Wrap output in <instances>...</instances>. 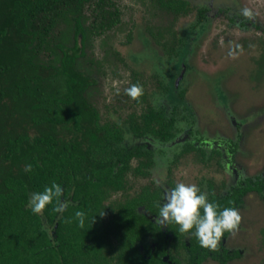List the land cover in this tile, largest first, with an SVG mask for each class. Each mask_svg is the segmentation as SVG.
I'll use <instances>...</instances> for the list:
<instances>
[{"label": "trees", "instance_id": "obj_1", "mask_svg": "<svg viewBox=\"0 0 264 264\" xmlns=\"http://www.w3.org/2000/svg\"><path fill=\"white\" fill-rule=\"evenodd\" d=\"M204 2L206 6L200 7ZM231 3L232 0L227 5L219 4L218 0H155L152 3L174 18L172 26L162 30L155 31L152 25H147L149 39H155L165 54V57L161 54V60L177 65L178 73L170 77L168 86L159 85L171 102L170 109L164 102L146 104L148 83L138 62L147 60L148 53H129L126 58L129 49L122 54L115 47L108 51L113 54L111 65L110 61L93 59L87 52L93 37L110 36L114 30H121L122 13L116 0H0V264H70L74 255L79 258L78 264H98V257L91 252L102 251L103 244L114 241L112 235L140 238L150 232L160 236L135 209L136 205L151 201V195L153 199L158 198L154 183L140 189L139 177L148 175L152 156L161 152L148 142L124 141L131 134L134 141L152 139L163 145L176 143L180 122H185L191 131L196 117L186 100L183 81L179 86L175 83L183 70L181 58L189 59L194 43L212 19L222 16L238 23L237 15L231 16L228 12ZM211 4L218 7L214 18L209 17ZM90 10L93 21L86 24L89 19L86 13ZM191 16L194 21L185 27L184 34L178 35L173 29L176 22ZM248 16L250 20L254 17ZM133 33L134 29L129 28L128 43L132 42ZM181 53L185 54L180 57ZM134 60L138 62L131 68ZM118 61L121 66L115 65ZM106 65L110 68L108 75L119 80L125 74L130 76L125 95L131 101L121 109L126 110L124 119H117L113 114L110 117L109 106H105L108 111L104 118L101 104L94 97L104 76L100 75L101 69ZM133 85L140 89L135 97L129 92ZM111 89L119 91V87ZM180 105L186 112L178 116ZM119 108L114 107V113ZM183 146L178 156L195 153L206 160L202 146L193 143ZM28 165L31 170L25 171ZM130 170L137 179L136 190L131 189V194L129 180L124 178ZM52 180L64 188L61 197L66 202L64 211H57L53 201L42 213H33L28 207L29 194L43 190ZM242 184L222 197L211 195L212 201L221 208L239 210L245 207L248 194H258L264 200L263 169L260 175ZM121 189L128 192L130 199L124 194L126 204L120 206L125 207L130 217H124L117 205L109 204L112 215L116 213L110 218L114 223L104 222L100 218L104 203L109 199L113 203L114 196L120 201L124 191H117ZM77 210L84 213L83 227L78 226L74 216ZM171 228L180 240L177 247L187 249L192 258L200 254L201 259L211 257L223 264L242 259L238 249L217 256L222 248L219 242L215 249H210L202 247L195 236L187 235L190 242L187 246L182 236L187 233L179 232L175 224ZM104 236L111 242L102 240ZM131 250H137L135 242ZM80 253L84 258L78 256ZM135 257L144 259L137 252ZM174 260L181 264L177 258ZM186 261L191 260L186 257ZM159 264L168 263L159 261Z\"/></svg>", "mask_w": 264, "mask_h": 264}, {"label": "rangeland", "instance_id": "obj_2", "mask_svg": "<svg viewBox=\"0 0 264 264\" xmlns=\"http://www.w3.org/2000/svg\"><path fill=\"white\" fill-rule=\"evenodd\" d=\"M154 1L116 0L122 13L121 30H114L110 36L93 37L87 52L93 59H104L106 62L110 61L111 65L114 61L113 54L108 51H113L115 47L122 54L128 48L126 58L129 53H148L150 57H147L148 59L144 62L142 60L131 62V68L136 66L135 62L140 64L141 72L148 83L146 104L149 102L155 105L164 102L172 109L171 102L159 85L168 86L170 77L178 73L177 65L176 62L168 64L164 59L161 60V54L164 57L165 54L161 52L155 39H149L147 25H152L155 31L162 30L172 26L174 18L164 9L152 4ZM229 1L218 0V3L227 5ZM205 6V2L200 3V7ZM210 6L212 10L209 17L213 15L212 18H214L218 7H213L212 4ZM228 12H231V16L237 15V24L229 22L222 16L212 19L205 33L196 44L194 43L189 59L182 57L185 53L180 55L183 70L175 83L179 86L183 81V87L187 91L186 100L195 114L196 124L191 129V133L187 124L180 122L178 127L180 133L176 139L179 141L172 145H179V142L190 139V141L198 142L199 146L193 144L197 147L202 146L206 154L207 150L213 154L218 148L205 147L206 142L217 143L224 146L227 153L232 150V160L236 162L237 167L247 171V175L244 173L246 177H255L260 175L261 169L264 170V68L261 71L259 69L264 67V33H261L262 29L256 25L259 21L264 24V0H232ZM240 12L244 13V16L239 15ZM247 13L255 16V19L247 18L245 15ZM86 14L89 17L86 24H90L93 21L91 10ZM193 21V16L179 19L173 29L178 32V35L184 34L185 29ZM250 26L253 28L250 29ZM129 28L134 29V37L132 42L128 43L126 36ZM55 31L57 35L58 30ZM147 38L148 42H146ZM192 39L191 37L190 42ZM121 44L129 46L120 47ZM153 49L157 52L152 53ZM115 65L121 66L119 61ZM101 71L100 75L104 76L101 77L100 86L94 97L101 104L103 117L107 118L108 109L105 106H109L110 117L112 114L116 117L117 113H120V119H124L126 110L121 109L126 108L131 101L130 96L125 95L130 76L125 74L123 79L119 80L108 75L110 68L107 65ZM112 87H119V91H114ZM114 107H120L119 111L114 113L116 111ZM185 112L183 105H180L178 116ZM187 132L189 134L185 135ZM127 138L131 137L127 136ZM131 141L139 143L134 139ZM230 142H235L237 148L235 146L230 148ZM160 144L156 142L154 148L160 150L159 156L164 158L169 154L166 150L159 149ZM194 154L185 156L181 160L180 167L184 174L179 177L186 183H194L197 186L208 184L209 179L206 178H214V168L208 164L207 168L204 164L194 162L195 158H191ZM156 171L163 172L165 168H161L158 164ZM241 183L244 184L245 181L239 184ZM244 206L238 210L241 225L233 231L228 242L232 251L240 250L242 259L232 264H264V232H262L264 230V200L260 195L253 193L248 195Z\"/></svg>", "mask_w": 264, "mask_h": 264}, {"label": "flooded vegetation", "instance_id": "obj_3", "mask_svg": "<svg viewBox=\"0 0 264 264\" xmlns=\"http://www.w3.org/2000/svg\"><path fill=\"white\" fill-rule=\"evenodd\" d=\"M238 14L244 16V13L242 12ZM245 15L247 16V18L249 17L248 13ZM254 17H250L251 20L255 19ZM256 25L259 29L264 30V24L262 21H259L258 23L256 22ZM254 28L256 29V27ZM262 30L260 32L264 33ZM117 115H118L117 119H119L120 113H117ZM188 134L189 133L187 132L185 135H188ZM129 136L131 137V134ZM189 141L190 139L181 141L179 142V145H176V144L172 145L173 141L165 145L161 143L159 146V149L166 150L167 154L169 155L165 156L164 158L160 157L157 154L152 156L154 157L153 163L149 165L150 170L146 171L148 175L146 177H139L142 181V184H139L140 189L145 184H151L152 182L154 183V189L156 190L158 198L153 199L151 195L150 196L151 201L136 205L135 211L142 214V216L148 219L150 224L153 225L157 229L160 236L156 237L153 235V233H150V232L146 234L145 237H140V238H135L134 236L130 237V236H125L123 234H119V235L111 236L112 239L114 240L113 242H111L108 236H104L102 237V240H104L106 243L108 242H111V243L103 244V247H102L103 250L100 252H91V255L93 256L96 255L98 257V264H159V261H162L168 264H176V261L174 260L175 258H177L181 264H184V263L187 264L191 262H193V264H215V263L221 264V262L215 258L207 257L205 259H201L199 258L200 254L196 256V258H192L190 254L188 253L187 249L182 248L181 246L177 247L178 246L177 242L180 240L179 238H175V235H173L171 231L172 229L171 227L174 224L170 225L169 223L167 225H163L156 221V216L158 215V207L162 202H164L165 194L168 188L173 187L175 183L177 182L186 183L184 179H181V177H179L184 174V171L182 170V167H180V165L182 164L181 160L185 156L180 157L178 156V153L184 149L183 145L186 143H195L197 146H199L198 142L196 141L189 142ZM124 142L131 143V138L128 140H125ZM138 142H139L138 144H141L143 142H148L151 147H154V144L156 143L152 139L148 141L146 140L142 141L140 139ZM180 144H183V145H180ZM206 146L209 148L217 147L218 148L217 152L210 154V150H207L208 153L204 155V159L206 158L205 161L201 160L202 155L197 156L196 154H194L191 156V158L192 159L195 158L194 162L197 161L198 163L204 164L205 167L207 168H208V165L214 168V171H213L214 178L210 179L207 177L206 179H209V183L198 186L202 191L207 193L210 200H212L211 195L213 197H216V196L222 197V195H225L229 190L233 189V187L238 186V184L242 182L243 180L246 181L249 178H253V177H248V176L246 177L245 174L247 175V171H243V169H240L239 167H237L236 162L232 160L233 158V156L231 155L232 150H230L229 153H227L224 150L225 147L222 145H218L217 143L210 144V142H206L205 147ZM234 146H235V142L229 143L230 148H233ZM218 151H220L221 154H218ZM189 155L190 154L186 156H189ZM158 164H160L161 168H165V171L163 172L156 171V167L158 166ZM126 174H128L129 176H125ZM126 174H124V178H125V181L129 180L128 191H130L129 193L131 194V189L133 190V192H135L134 190H136L137 185L134 186V184L135 182H137V179L133 175H131V170L130 172H127ZM218 177H220V180H218ZM241 179L243 180L240 181ZM111 189H112V193L115 194L116 191H114L113 188ZM158 189L160 192L157 191ZM124 190L125 189H121V190H118L117 192L122 193ZM124 194H126L127 196L128 192L124 191L121 194L120 201L117 197L114 196L115 201L113 203L110 202V199L104 203L105 206L100 212V214H103V215H100V218L104 222H113L111 221L110 218L115 216L116 214L115 213L112 215L111 209L107 207L109 204L117 205V208L119 210H123L124 217H130V214L127 212L125 207L120 206L121 204H126V197L124 196ZM127 198L130 199L129 195L127 196ZM119 212H117V214L120 217L121 214H119ZM149 230H150V227H149ZM233 231L225 232L220 238L219 246L222 248L218 252L217 256H222L226 251L229 252L233 250L228 245L229 239L231 238ZM187 235L188 234H185L182 236H185L184 241L187 243V246H190V242L187 238L188 237ZM133 242H135V248H137L136 251L131 250ZM136 252L138 255L143 256L144 259L140 257H135ZM81 255H84V254L83 253L78 254V256L84 258ZM186 257L189 258L191 261H186ZM70 261H71L70 264H78L79 258L76 255H74L73 258L70 259ZM230 262H233V260Z\"/></svg>", "mask_w": 264, "mask_h": 264}, {"label": "clouds", "instance_id": "obj_4", "mask_svg": "<svg viewBox=\"0 0 264 264\" xmlns=\"http://www.w3.org/2000/svg\"><path fill=\"white\" fill-rule=\"evenodd\" d=\"M138 85L129 89L135 97L139 93ZM28 165L25 171H30ZM64 193L62 185L55 180L44 185L41 191H32L28 197V207L35 214H40L45 207L56 202V210L63 212L66 202L61 199ZM103 215V214H100ZM78 226L85 224L84 213L77 210L74 213ZM95 218V217H94ZM239 211L235 207H220L210 200L206 192L194 183L177 182L168 188L164 202L158 207L156 221L160 224L169 223L178 226V231L195 236L202 247L215 249L225 232L237 228L240 222ZM94 220V219H93Z\"/></svg>", "mask_w": 264, "mask_h": 264}]
</instances>
